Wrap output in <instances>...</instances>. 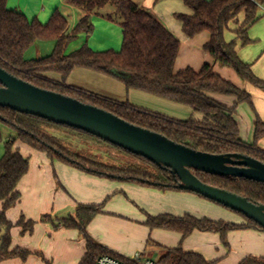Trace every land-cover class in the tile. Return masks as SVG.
<instances>
[{"label":"trees","instance_id":"trees-1","mask_svg":"<svg viewBox=\"0 0 264 264\" xmlns=\"http://www.w3.org/2000/svg\"><path fill=\"white\" fill-rule=\"evenodd\" d=\"M68 1L81 7L85 12L73 30H70L67 17L59 11H55L46 23H42L37 19H28L20 10L10 9L7 5L8 0H0V66L38 87L100 107L132 124L161 133L177 143L196 150L214 154L242 153L264 162V151L258 146V141L264 137V121L257 120L255 138L249 144L240 138L239 125L235 117L239 103L252 102L251 94L215 72L211 63L204 64L200 70L187 67L175 71L174 65L181 42L154 12L142 7L135 0ZM183 1L193 11L190 15L176 14L183 23L184 33L193 37L202 31H208L210 40L205 48L215 61L234 68L244 80L264 89V80L257 77L251 66L239 57L236 40L227 41L225 37L230 22H236L237 35L243 39V42L249 41L246 31L257 21L259 7L264 0ZM106 5L114 7V12L108 16L122 27L121 50L96 51L85 43L70 54H65L66 46L79 33L85 32L88 35L93 33L94 24L91 14ZM240 15L244 16L242 22L239 21ZM37 40H55L56 46L48 56L27 59L26 51ZM76 67H84L113 76L121 80L128 90L137 89L189 106L200 112L203 118L175 119L138 108L128 102L120 103L68 85L66 78ZM49 73L60 74L62 80L51 79ZM210 93L233 95L236 97V102L234 106L228 107L211 97ZM0 121L16 130V136L5 141V152L0 159V201L3 205L0 211V233L2 230L5 231L0 237V262L14 256L25 259L31 253L21 248L10 250V229L15 224L6 215L7 210L20 201L21 193L18 190V184L30 167L29 159L23 156L19 149L14 148L18 139L33 149L46 152L52 158L98 176L155 186L163 190L187 191L178 186L180 180L173 176L169 169H163L143 156L136 155L84 130L6 107H0ZM52 127H66L100 139L137 158L143 164H134L125 170L115 171L113 169H117L116 167L94 161L88 162L84 158L71 154L60 146L54 135L42 129ZM147 165L153 166L156 173L149 170ZM194 172L207 184L247 197L256 204H264V183L196 170ZM102 209L103 204H79L75 216L59 219V226L78 228L85 237L87 252L79 264H96L98 257L103 254L128 261V258L114 254L87 232L88 225L102 212ZM244 217L248 220L247 223L238 225L198 218L191 214L183 216L159 214L149 215L146 223L151 228L180 232L183 238L196 230L218 232L224 239L229 231L238 227H252L264 231L258 223ZM34 223L33 220H26L22 215L16 226H21L22 232H32ZM159 260L163 264H216L215 261L207 260L199 252L185 251L181 245L167 247ZM47 264L51 263L47 262ZM239 264H264V256L249 255Z\"/></svg>","mask_w":264,"mask_h":264},{"label":"crops","instance_id":"crops-1","mask_svg":"<svg viewBox=\"0 0 264 264\" xmlns=\"http://www.w3.org/2000/svg\"><path fill=\"white\" fill-rule=\"evenodd\" d=\"M135 1L138 2L142 7L154 12L160 21L176 37L179 38L181 45L174 65L175 71H180L187 67L200 70L204 64L211 63L213 64L215 72L251 94L252 102H241L237 106L235 117L239 125L240 138L246 143H252L255 138L257 120L261 119L264 121V89L247 80H244L234 68L215 61L214 57L205 48L206 43L210 40V33L208 31H202L193 37H189L184 33L183 23L176 17V14L184 13L190 15L193 14V11L184 3L183 0H162L160 3H157L156 0ZM182 3H184L185 6ZM162 4H164V6ZM7 5L10 9L20 10L28 17V19H37L42 23H46L55 11H59L61 14L67 17L70 30H73L80 19L85 15V12L81 7L74 5L68 0H8ZM114 10L115 9L113 6L106 5L100 10L92 13L91 20L94 24V28H105L108 32L120 34L121 29L118 25V22L112 20L108 16V14L114 12ZM258 16L259 17L257 21L254 22L246 31L249 41L243 42V39L237 35L236 30L234 38L233 36L227 38L226 34L225 37L227 41L236 40L237 52L241 60L251 66L253 73L257 77L264 80V2H262L259 7ZM243 19L244 16L240 15L239 21L242 22ZM237 27L238 24L236 23V29ZM39 41L43 40H37L28 48L25 53V57L27 59H33L36 54H38L39 57H41L43 54H47L45 56H48L52 53L56 46L55 40H48L50 41L48 47L40 46L39 48ZM90 44L91 45H88L93 49L97 46L94 42H91ZM49 77L54 80H62V76L58 73H49ZM67 79L69 80L68 85L82 88L99 96L106 97L120 103L128 102L138 108H144L145 110L158 112L166 116L172 115L180 117H174L175 119L186 120L189 118H195L199 120L203 118V115L200 112L195 111L189 106L173 102L163 97L151 95L137 89L128 90L121 80L113 76L94 71L92 69L76 67L69 74ZM210 96L228 107L234 106L236 102V97L233 95L210 93ZM172 116L169 117L173 118ZM19 145H15L14 148L20 150ZM26 145L30 147L28 144ZM258 146L262 151H264V137L258 141ZM45 158L47 159L46 163L45 161L43 162L45 163V168L39 170L38 172L39 175H41V180L39 179V183L41 181L40 184H46L45 186L49 189V197L54 192H56V190L55 181L52 180L50 163L48 161L50 158L49 156H43V160ZM54 161L55 159L51 161L53 166L55 163ZM55 166L60 171V173L64 172L67 175L66 178L61 177L63 184L66 186H64V188L69 189L74 194H76L75 189L79 190L80 193L78 198L80 200H85V202H88V204L89 202H101L107 196L112 195L114 192H118L122 189L127 197L129 199L131 197L132 201L137 204V207L143 211L145 210L146 213L154 214V216L158 214H180L176 212L179 211L176 209V207L167 202L159 201V206H155L154 209L149 207L152 203V196H155V198L161 196L165 200L168 198L174 199L177 195L181 196L182 194L178 193L176 190H163L160 188H154V186H146L142 184H140V186L139 183L128 181L119 182L121 180L98 176L76 168L72 165L68 166L66 164L56 163ZM28 173L24 177H26ZM24 177L22 179H24ZM34 186L38 187L39 184H34ZM83 193L87 195H83ZM186 195L191 196L192 194ZM48 197L46 200H48ZM116 199L121 201L119 196L113 197L111 201L107 202L108 208H110L111 205L113 206ZM24 200L25 195H22L21 193V199L18 205L21 204L22 209L16 210L18 205H15L16 208L14 206L8 209L6 213L7 218L15 224L11 230L13 238L11 239L10 250L14 248H21L27 249L30 252H47L46 254L53 258V264H79L87 252V246L86 240L79 237L80 233L77 228L65 227L66 229L63 228L64 230L59 229V231L54 232L48 223L42 224L39 222L40 225L37 224V226H34L32 232H25L23 234L22 227L16 226V223L20 219V212H24L26 214V220H30L31 217L36 216L35 214L39 215L43 211L40 210L38 206H36V202L35 205L29 206V204H24ZM43 201L44 199L42 197L38 198L40 205ZM67 204L69 203L61 204L58 209H65V205ZM1 207L3 208L2 201H0V211L2 210ZM36 209L38 210L36 211ZM113 209L110 210H113L115 214L112 211L110 212H112L114 216L116 215L117 217H120L118 214H125L121 213V211H118L116 207H113ZM127 209L128 213H126V216L128 218H113L114 221L112 220L113 222L106 226V231L101 232L102 234L99 232L96 233L92 230V222H90L88 225L91 234L93 235L91 236L94 239L111 250L114 254L124 258H130L134 253L144 251V247H146L148 244L146 241L148 239L149 233L148 229L141 226L143 221L140 220L141 218L139 217V212L130 207H127ZM46 210L49 211L48 208ZM24 213H21V215ZM102 213H105V211H102L100 214ZM100 214H98L95 218L98 219L99 217H103L99 216ZM246 223L247 222L244 224ZM145 224L147 225V223ZM37 228L40 232H42V235H38L36 233ZM201 232L206 234L208 233L196 230L187 238H183V241L181 242L180 235H176V239L170 243L169 247L182 245L185 251L199 252L203 254L207 260L215 261L216 264H239L245 257L251 255V253L249 255H240L234 258V260H230L229 258L226 262H218L219 259H217L215 252L211 247L204 246V241H199L200 243L198 244L195 242V235L203 236V234H199ZM21 233L23 235H20ZM177 233L181 234L180 232ZM158 244L162 245L160 243ZM254 254L255 253L252 255ZM0 264H18V262H16V260H3L0 262ZM22 264L45 263H41L38 259L32 260V255H28Z\"/></svg>","mask_w":264,"mask_h":264},{"label":"rangeland","instance_id":"rangeland-1","mask_svg":"<svg viewBox=\"0 0 264 264\" xmlns=\"http://www.w3.org/2000/svg\"><path fill=\"white\" fill-rule=\"evenodd\" d=\"M156 2L160 3L162 2V0H156ZM182 4L184 5V3ZM162 5L164 6V4ZM118 25L121 29L120 34L115 33V32H112V33L108 32L105 28H100V27L94 28L93 33L90 35H88L85 32L79 33L76 38L72 39L68 43V45L65 48V54H70L71 52L81 47V45H83L84 43H88L89 45H91L90 44L91 42H94L97 45L94 48V50L96 51H105L108 49L120 51L123 46V30L119 23ZM235 30H236V23L230 22L228 28L226 29V33H225L226 37L228 38V37L233 36L234 38ZM49 43L50 41L48 40L39 41V44H40L39 48L40 46L48 47ZM45 55L43 54L41 57H45ZM38 58L40 57L38 54H36L33 59H38ZM67 78H66V83L68 84L69 80ZM169 116H172V115H168V117ZM172 117L180 118L179 116H172ZM42 129L44 132L54 135L56 139L58 140L60 146L68 150L71 154L79 158L80 157L84 158L88 162L94 161V162H99V163L106 164L112 167H116L117 169H113L115 171H119V169L125 170L129 168L130 165L143 164L141 163L142 161L138 160L135 157L128 155L121 149H118L110 145L109 143H106L100 139L89 137L83 133L73 131L72 129H69L66 127H56V128L52 127L49 129L47 128H42ZM15 136H16V130L13 129L11 126L0 121V159L3 157L4 152H5V141L10 140V138H14ZM15 145L20 146V152L22 153L23 156L27 157L30 162V170L28 171L29 173L26 177H24V179H22L18 187V190L20 191V193H22V195H25L24 204L25 205L29 204V206H33L35 205V202H36V206H38L40 210H43L39 214L40 216L35 214L36 216L31 217L30 220H33L35 222L34 226H37V224L40 225L39 222H41L42 224L48 223V225L52 228L54 232L59 231V229L65 228V227L59 226V219L75 216L76 209L79 204H85V203L88 204V202H85V200H80L78 198L79 197L78 195L80 193L79 190L75 189V192L77 194L76 195L73 192H71L69 189L64 188L65 184H63L61 177L66 178L67 175L64 172L60 173V171L56 168L55 164L56 163L66 164V163L58 160L57 158L50 157L44 151H37L36 149L34 150L28 147L26 143H23V141L19 139L15 142ZM43 156L44 157L49 156L50 158L48 160L50 163V171L52 175V180L55 181V190L57 192V193L54 192L49 197H48L49 189L45 186L46 184H40L41 181L39 183V179L41 180V175H39L38 172L39 170L45 168L44 164L46 163V160H47L46 158L43 160ZM53 159H55L54 166L53 164H51V161ZM44 161L45 163H43ZM66 165L71 166L69 164H66ZM147 166L149 170L156 173V169L153 166L151 165H147ZM124 173H126V171H124ZM119 182H123V181H119ZM34 184H39V186L35 187ZM154 188H157V187L154 186ZM178 193H181L182 195L181 196L177 195L175 196L174 199L168 198L166 200L161 196H158L157 198H155V196H152L151 197L152 203L150 204L149 207L151 209H154L155 206H159L160 202H167L169 204H172V206L176 207V209L179 210L176 212L180 214H175V216L191 214L198 218H208V219H212L216 221L236 223L238 225H242L248 221L240 213L230 208H227L222 204L212 201L204 196H201L197 193H194L191 191H178ZM186 194H192V195L189 196ZM83 195H87V194L83 193ZM116 196H119L121 201H119V199H116L113 206L111 205L110 208H108L107 202L111 201L113 197H116ZM192 196H196V197H192ZM39 197H42L44 199L41 205L38 202ZM47 197H48V200H46ZM63 203H69V204L65 205V209H62V210L58 209L60 205ZM90 203L91 202H89V204ZM91 204H103L102 211H105L106 213V214L99 213L100 214L99 216H103V217L101 218L99 217L98 219L95 218L96 220L94 219L93 221H91L92 230L96 233L97 232L101 233L103 231H106V226L108 224L110 225L111 222L114 221L113 218H119V219L128 218L126 216V213H128L127 207L137 210V212H139L138 213L139 217L141 218L140 220L143 221V224L141 226L148 229V232H149L148 239L146 241V243L148 244L146 245V247H144L145 250L141 251V252H144V256L147 258L158 261L160 257L162 256V254L164 253L165 249L170 246V243H172L174 239H176V235H180V238H181L180 242L183 241V236H181V234L177 232H171L165 229L151 228L150 226H147L145 223L147 222L148 216L149 215L154 216V214L146 213L145 210L143 211L140 208H138L137 204H135L132 201V198L130 197L129 199L122 189L119 190L118 192H114V194L112 195L107 196L101 202H92ZM46 206L49 209V211L46 210L47 209ZM113 207H116L118 211H121V213H125V214H118L120 215L121 218L117 217L116 215L114 216L115 213L113 212L114 210ZM19 209H22L21 204L17 206L16 210H19ZM110 209H113V210H110ZM37 210L38 209H36V211ZM110 211H112L114 214H112V212ZM21 213H24V212H20L19 217L22 216ZM23 215L26 216L25 213ZM12 228L10 229L11 239L13 238V235L11 232ZM88 228H87V232L90 235H92L90 228L89 229ZM4 233L5 231L2 230V232L0 233V237H1V234H4ZM24 233L25 232H23V234ZM36 233L38 235H42V232H40L38 228H37ZM79 233H80L79 237L82 239H85L84 235L82 234L80 230H79ZM23 234L21 233L20 235H23ZM199 234H203V236L200 235L202 236L200 237L199 235H195L196 236L194 239L195 242L198 244L200 243L199 241H204L203 243L204 246L211 247L213 251L215 252L217 259H219L218 262L220 261L226 262L229 258L230 260L232 259L234 260V258H236L237 256L249 255L250 253L251 255L255 253L254 255L264 256V231L261 229H255L252 227H248V228L238 227L234 230L229 231L226 234L225 239L222 237L221 233H218V232H208L207 234L201 232ZM158 243L162 245H159ZM46 253L47 252H31L29 255H32V260L38 259L40 260L41 263L47 264V262H50L51 264H53V258L50 257ZM3 260L5 261L16 260L18 264L24 263V259L21 256H14L11 258H5Z\"/></svg>","mask_w":264,"mask_h":264},{"label":"water","instance_id":"water-1","mask_svg":"<svg viewBox=\"0 0 264 264\" xmlns=\"http://www.w3.org/2000/svg\"><path fill=\"white\" fill-rule=\"evenodd\" d=\"M0 107L84 130L143 156L180 180L179 187L242 213L264 228V204L203 182L196 171L264 183V162L242 153L214 154L177 143L100 107L38 87L0 66Z\"/></svg>","mask_w":264,"mask_h":264},{"label":"built area","instance_id":"built-area-1","mask_svg":"<svg viewBox=\"0 0 264 264\" xmlns=\"http://www.w3.org/2000/svg\"><path fill=\"white\" fill-rule=\"evenodd\" d=\"M96 264H163L160 260L156 261L144 256L143 252H137L128 261L121 260L108 254L100 255Z\"/></svg>","mask_w":264,"mask_h":264}]
</instances>
